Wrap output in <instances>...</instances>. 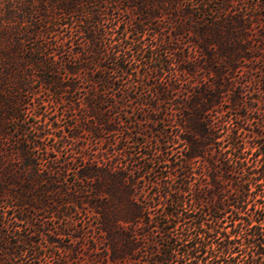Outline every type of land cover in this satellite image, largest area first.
Segmentation results:
<instances>
[{
    "label": "trees",
    "instance_id": "1",
    "mask_svg": "<svg viewBox=\"0 0 264 264\" xmlns=\"http://www.w3.org/2000/svg\"><path fill=\"white\" fill-rule=\"evenodd\" d=\"M262 111L264 0H0V264H264Z\"/></svg>",
    "mask_w": 264,
    "mask_h": 264
},
{
    "label": "rangeland",
    "instance_id": "2",
    "mask_svg": "<svg viewBox=\"0 0 264 264\" xmlns=\"http://www.w3.org/2000/svg\"><path fill=\"white\" fill-rule=\"evenodd\" d=\"M106 62H108L110 60L109 57H105L104 58ZM186 67H188L189 65H184ZM199 75H204V73H199ZM205 76V75H204ZM210 81H213V77H210L209 78ZM239 89V88H238ZM78 93V92H77ZM77 93H73L72 96H71V99L74 100L78 95ZM44 97V96H43ZM175 103V102H173ZM63 104V105H62ZM62 104H57V103H52L51 106H48V107H45L42 105V107H39L37 109V114H40L42 112H44V110L47 109L48 112H50V118L51 119H54V117H58L59 121H58V124L60 125L61 128H63L66 124V122H68L69 124H80L81 120L79 119V114L80 112H77L78 110L81 111L83 110V103H78L77 105H74L76 109L75 112H77L78 114L75 115V118L72 117L71 113L70 112H67L65 113L63 116L62 115H55V114H58V113H54V116L52 115L53 112H57L61 109V107L63 108H68V104L67 103H62ZM144 108V111H148L150 109V107L148 105H145L143 106ZM134 110V109H133ZM132 110V111H133ZM134 112H137V111H134ZM223 116L220 118L221 120H229V123H228V129L229 127L231 128V126H234L236 128V126H239L241 124V121H239L238 118L235 117V114H234V110H226L223 112ZM52 115V116H51ZM74 116V115H73ZM128 116V115H127ZM49 117V115L45 116V115H42V118H40L41 120H47V118ZM264 117V112H260L259 114L255 113V114H251V120L248 121V123L244 124L242 126V129H239L238 131L241 133V136L243 137V147H244V156L247 157V159H249V162L253 161V158L251 157L250 153L253 152V148H255L257 145L261 144L263 141H264V120L262 121V119ZM255 118V119H253ZM259 118V119H258ZM121 119H123V121H126V120H129L128 117H126L125 114L121 115ZM37 119L36 117L34 116H31L30 118V122L34 124V122H36ZM252 120L255 121L252 122ZM259 120V121H258ZM259 122L258 124L256 123ZM38 124H41V126L44 124L43 122H39ZM88 124H90V122H88ZM9 126L11 128H15L17 125L16 122H10L9 123ZM123 129H120L119 131V136H126V131L124 127H122ZM157 129H160V127H155ZM68 127H65V133L66 131H68ZM72 132H75L72 131ZM156 132V131H155ZM179 132V129L176 127V126H173V127H169L167 128V134L171 135V136H176ZM76 133H78V139L80 142H83L85 141L86 143H91V138L88 137V135L86 134V131H84L82 129V127H79L76 129ZM25 135H20L19 138H23ZM27 136H29V138H33L30 134H28ZM104 136H106L107 138H109V134L106 133ZM85 137V138H84ZM14 139V138H12ZM48 144L51 143L52 141L51 140H47ZM226 144V141H224L222 144L220 143V139H217L215 140V143L214 145V148H222L223 145ZM169 146V151H170V155L169 157L171 159H174L176 158L177 155L180 154V151L183 150V147H184V144L182 143L181 140H179L177 137L175 139V141H173L172 143H169L168 144ZM104 147H106V145H104ZM64 151H66V148H63ZM62 151V150H61ZM59 152V155H61V153L63 152ZM220 158L223 157V154H220L219 156ZM193 170H194V173H193V178L194 180L198 178V176L204 172V169L202 167L201 164H199V162H195L193 164ZM209 180V178H208ZM141 183H139L138 185H140ZM148 185V183H146ZM148 190H150L151 192H154L158 189H156L155 187L151 186V185H148ZM160 190H162V188H160ZM190 195H188L186 197L189 198ZM50 214L48 212H44V211H37L36 212V216L39 218L38 221H35L34 219V215H32V213H29V218L32 219V222L36 224H39L40 225V228H48V229H51V230H55V228H57L59 226V228L61 229H65L66 228V221L65 220H61L62 222H60L59 224L58 223H55L52 221L51 218H49ZM79 217H83L84 215L83 214H79L78 215ZM76 221L78 220V217H75L74 218ZM74 220V221H75ZM92 219H90V222H91ZM77 223L79 224V222L77 221ZM24 225L26 223H23ZM225 225V223H224ZM9 228V226H8ZM36 239H39L38 236H35ZM101 250V249H99ZM48 251V249H47ZM89 253V251L87 252V254ZM80 256H83V255H80ZM65 261V264H77L75 260H64ZM56 262H58L57 260L55 261L54 264H57ZM79 262H82L81 264H88L87 260H79ZM84 262V263H83Z\"/></svg>",
    "mask_w": 264,
    "mask_h": 264
}]
</instances>
